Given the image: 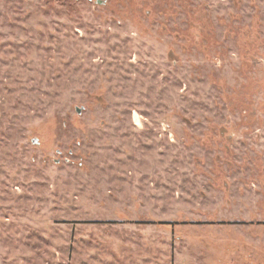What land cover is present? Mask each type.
<instances>
[{
  "label": "rangeland",
  "instance_id": "rangeland-1",
  "mask_svg": "<svg viewBox=\"0 0 264 264\" xmlns=\"http://www.w3.org/2000/svg\"><path fill=\"white\" fill-rule=\"evenodd\" d=\"M0 264H264V0H0Z\"/></svg>",
  "mask_w": 264,
  "mask_h": 264
},
{
  "label": "water",
  "instance_id": "water-1",
  "mask_svg": "<svg viewBox=\"0 0 264 264\" xmlns=\"http://www.w3.org/2000/svg\"><path fill=\"white\" fill-rule=\"evenodd\" d=\"M96 3H98L100 5H104V4H106V0H96ZM77 112L80 113L81 109L77 108ZM32 143H38V139H36V138L32 139Z\"/></svg>",
  "mask_w": 264,
  "mask_h": 264
},
{
  "label": "trees",
  "instance_id": "trees-1",
  "mask_svg": "<svg viewBox=\"0 0 264 264\" xmlns=\"http://www.w3.org/2000/svg\"><path fill=\"white\" fill-rule=\"evenodd\" d=\"M157 224H161V225H173L174 223H172V222H164V221H161V222H159V223H157Z\"/></svg>",
  "mask_w": 264,
  "mask_h": 264
}]
</instances>
